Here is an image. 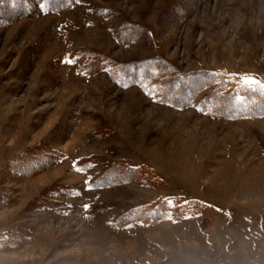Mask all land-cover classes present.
I'll use <instances>...</instances> for the list:
<instances>
[{
	"label": "rangeland",
	"instance_id": "1",
	"mask_svg": "<svg viewBox=\"0 0 264 264\" xmlns=\"http://www.w3.org/2000/svg\"><path fill=\"white\" fill-rule=\"evenodd\" d=\"M155 54L264 82V0H77L0 24V236L15 238L0 264H264V117L200 111L209 88L179 108L116 81ZM44 149L64 156L43 166ZM117 161L140 181L90 187ZM156 201L203 205L120 220Z\"/></svg>",
	"mask_w": 264,
	"mask_h": 264
},
{
	"label": "trees",
	"instance_id": "2",
	"mask_svg": "<svg viewBox=\"0 0 264 264\" xmlns=\"http://www.w3.org/2000/svg\"><path fill=\"white\" fill-rule=\"evenodd\" d=\"M45 2L46 0H0V24H9L13 20L33 16L39 12L40 5ZM75 3L77 0H47L46 7L51 11L58 12L69 9ZM90 66L92 67V64ZM82 67H86V64H83ZM113 70L116 73L115 79L120 84H149L158 94L160 93L163 102L175 107L190 106L198 98L197 96L209 88V91L199 99L198 108L200 111H209L214 117L220 119L264 117V82L262 81L248 83L241 80V77L224 71L200 70L185 73L159 54L140 61L118 62ZM175 91L177 92L174 93ZM42 152L46 153L42 155L45 157L43 166L56 165V159L64 156L62 151L54 149L51 155L47 149ZM37 157H39L38 154ZM79 161L76 162V166L80 169L81 165H77ZM137 168L139 167L117 161V163L101 169L98 174H94L90 187L100 188L104 185L130 182L133 178L140 181L142 174ZM16 171L20 174L29 173L24 169ZM192 203L196 205L184 207V205L178 204L173 210L163 208V206L160 208L161 202L156 201L155 208L152 203L146 206L148 213L142 210L125 211L120 220L126 223L146 222L147 220L146 223L151 224L157 220L166 219L170 214L174 217H181L186 210L199 209L203 205L201 203L198 206L197 202ZM58 204L61 202L47 197L37 199V207L45 205L58 207ZM145 215H148V219L144 220ZM12 239L15 238L8 237L7 234L0 236V247H4L5 244H8V247L13 246L6 242Z\"/></svg>",
	"mask_w": 264,
	"mask_h": 264
},
{
	"label": "snow or ice",
	"instance_id": "3",
	"mask_svg": "<svg viewBox=\"0 0 264 264\" xmlns=\"http://www.w3.org/2000/svg\"><path fill=\"white\" fill-rule=\"evenodd\" d=\"M46 2H47V0H46ZM46 2H45V3H42V4L40 5V7H41L42 10L46 7ZM67 62H68V63H72L73 61L69 60V61H67Z\"/></svg>",
	"mask_w": 264,
	"mask_h": 264
}]
</instances>
